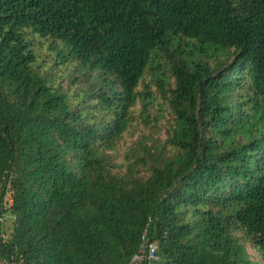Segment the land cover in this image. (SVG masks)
Segmentation results:
<instances>
[{
  "label": "trees",
  "instance_id": "trees-1",
  "mask_svg": "<svg viewBox=\"0 0 264 264\" xmlns=\"http://www.w3.org/2000/svg\"><path fill=\"white\" fill-rule=\"evenodd\" d=\"M147 71L170 134L119 163ZM4 213L0 264L264 260V0H0Z\"/></svg>",
  "mask_w": 264,
  "mask_h": 264
},
{
  "label": "rangeland",
  "instance_id": "rangeland-1",
  "mask_svg": "<svg viewBox=\"0 0 264 264\" xmlns=\"http://www.w3.org/2000/svg\"><path fill=\"white\" fill-rule=\"evenodd\" d=\"M44 42V40H42ZM40 48V52L42 56H46L48 60L52 58V54L50 55L49 49L47 47L46 42L37 44ZM46 54V55H45ZM42 58V57H41ZM42 59H40L41 61ZM46 60V58L44 59ZM44 64V63H43ZM46 68V67H45ZM57 72L70 80L68 76V67L66 64H59L57 66ZM61 81L62 85L66 87V81L61 80V78L57 79ZM151 75L147 71L146 77L141 82L138 90H145L144 85L146 83H150ZM151 92L153 93L155 100L152 105H150V109L148 113L144 116L140 113V105H138L134 111L136 118L133 123L129 127V129L125 132L122 142L118 148V160L117 162L121 163L124 160V154L126 150L131 146V144L141 140L144 144H164L166 138L170 134L171 124L173 122V113L170 104L168 101L163 98L162 94L157 90L156 85H153L151 81ZM115 172H119V168L115 169ZM13 226V217L9 214H5L4 227L6 231H10ZM249 246V245H248ZM249 253L251 257L258 263L264 264L263 258L250 246L248 247Z\"/></svg>",
  "mask_w": 264,
  "mask_h": 264
},
{
  "label": "built area",
  "instance_id": "built-area-1",
  "mask_svg": "<svg viewBox=\"0 0 264 264\" xmlns=\"http://www.w3.org/2000/svg\"><path fill=\"white\" fill-rule=\"evenodd\" d=\"M7 197L9 202H11L12 200L9 194ZM5 214L6 213L0 217L3 232L6 230L4 227ZM127 264H162L158 240L151 239L147 236V234H144L136 252L132 255Z\"/></svg>",
  "mask_w": 264,
  "mask_h": 264
}]
</instances>
